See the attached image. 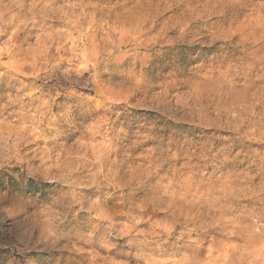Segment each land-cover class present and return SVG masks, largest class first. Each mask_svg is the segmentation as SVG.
<instances>
[{
  "label": "rangeland",
  "instance_id": "rangeland-1",
  "mask_svg": "<svg viewBox=\"0 0 264 264\" xmlns=\"http://www.w3.org/2000/svg\"><path fill=\"white\" fill-rule=\"evenodd\" d=\"M0 264H264V0H0Z\"/></svg>",
  "mask_w": 264,
  "mask_h": 264
},
{
  "label": "bare ground",
  "instance_id": "bare-ground-1",
  "mask_svg": "<svg viewBox=\"0 0 264 264\" xmlns=\"http://www.w3.org/2000/svg\"><path fill=\"white\" fill-rule=\"evenodd\" d=\"M152 157V156H151Z\"/></svg>",
  "mask_w": 264,
  "mask_h": 264
}]
</instances>
